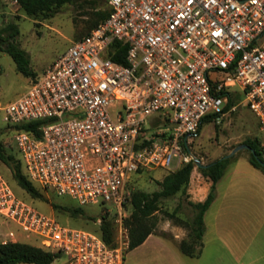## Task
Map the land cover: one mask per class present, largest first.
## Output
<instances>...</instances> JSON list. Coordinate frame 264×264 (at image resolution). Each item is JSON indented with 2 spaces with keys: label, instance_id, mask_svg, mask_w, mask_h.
<instances>
[{
  "label": "built area",
  "instance_id": "built-area-1",
  "mask_svg": "<svg viewBox=\"0 0 264 264\" xmlns=\"http://www.w3.org/2000/svg\"><path fill=\"white\" fill-rule=\"evenodd\" d=\"M108 18L8 104L25 176L79 206L100 205L114 237L62 226L15 196L0 174V216L63 264H125L132 174L174 172L204 120L248 108L264 138V0H107ZM125 45V65L113 61ZM230 100L235 103L224 111ZM44 121L38 135L21 127ZM97 227L101 219L96 220ZM16 243L12 232L0 244ZM57 259V260H58Z\"/></svg>",
  "mask_w": 264,
  "mask_h": 264
},
{
  "label": "rangeland",
  "instance_id": "rangeland-1",
  "mask_svg": "<svg viewBox=\"0 0 264 264\" xmlns=\"http://www.w3.org/2000/svg\"><path fill=\"white\" fill-rule=\"evenodd\" d=\"M105 0H73L60 8L49 19H32L26 16L11 0H0V32L9 25H15L18 35L14 45L25 53L29 69L36 79L44 70L56 62L71 45L88 31L89 18L96 11L106 9ZM0 47V103L8 104L17 99L31 85L27 78L16 69L13 58ZM0 125V141L5 152L21 161L12 134ZM246 140H256L264 159V138L258 129V121L248 108L238 107L220 120L219 123H204L200 133L189 145L193 157L208 165L229 154ZM249 151L241 150L229 158L224 177L217 184V199L206 212L204 223L203 252L198 258H190L179 250L180 242L189 243L191 222L195 210L189 202H198L197 196L187 192L160 202L155 213V234L141 246L127 252L125 264H264V175L248 164ZM22 172L25 174L21 162ZM194 169H197L194 167ZM198 170V169H197ZM169 172L161 169L131 175L129 195L133 191L153 193L159 190L157 182ZM0 174L16 197L29 203L39 213L53 216L62 226L93 232L96 220L101 219L105 208L100 205L79 206L67 196H57L53 191H43V200L31 199L12 179L10 170L0 162ZM206 183H210L205 179ZM36 186V185H35ZM39 188L38 186H36ZM60 208H80L83 215L73 219ZM126 217L129 210L123 207ZM167 214H174L169 218ZM12 232L15 242L40 248L34 235L23 231L15 223L0 216V242L4 235ZM64 258L52 264H63Z\"/></svg>",
  "mask_w": 264,
  "mask_h": 264
},
{
  "label": "trees",
  "instance_id": "trees-1",
  "mask_svg": "<svg viewBox=\"0 0 264 264\" xmlns=\"http://www.w3.org/2000/svg\"><path fill=\"white\" fill-rule=\"evenodd\" d=\"M15 2L19 9L28 17L32 19H49L58 13L60 8L66 4H70L73 0H11ZM106 2V9L94 12L93 16L89 18L87 26V33L83 36H87L93 29L99 24L104 22L111 13V9ZM4 31H7L6 36L0 32V47L2 51L10 55L16 63V69L25 77L32 79V82L36 81L34 74L29 69L28 61L25 53L14 45V39L18 35V29L15 25H9ZM82 37V38H83ZM80 38V39H82ZM79 39V40H80ZM119 44V45H118ZM118 46H122L123 49L112 58L117 64L125 65L124 55L127 50L125 45L117 43ZM235 101L230 100L224 111H228L234 105ZM214 116H209L203 122L210 123L215 122ZM44 121L32 122L23 125L21 128L38 135L37 127L44 124ZM200 125L198 135L203 127ZM245 145L250 149H253L258 158L264 162L262 152L258 141L246 140ZM0 162H2L11 172L12 179L15 181L18 187H20L31 199L43 200V195L40 192V188H37L32 184L25 174L22 172L21 163L19 159L9 155L5 152L4 146L0 141ZM229 160H220L208 164L209 167L205 169H198L202 176L208 178L211 182L209 193L206 199L200 203L189 202V205L195 210V216L191 222L190 237L187 242L182 241L179 244L180 252L190 258H198L202 251V236L204 233L203 216L210 207L215 197V185L223 177L225 170L228 166ZM248 163L255 169L264 174V167H262L253 155L249 152ZM195 165L193 161L187 164L181 165L174 172H169L163 179L157 182L159 190L153 193H146L143 191H133L126 199L124 208L129 210V215L124 218V226L128 235V250L141 246L150 235L155 234L156 220L154 215L159 211L160 202L165 199H169L179 194H186L188 185L190 182V176ZM143 173V172H138ZM129 185V184H128ZM57 211H66L73 219H77L80 215H83V211L80 208H60L53 206ZM169 218H173L174 214H167ZM99 231L102 240L111 245L114 237V226L111 217L102 215L101 224L96 229ZM59 258L58 254L46 252L38 247H34L23 243H8L0 244V264H52Z\"/></svg>",
  "mask_w": 264,
  "mask_h": 264
},
{
  "label": "crops",
  "instance_id": "crops-1",
  "mask_svg": "<svg viewBox=\"0 0 264 264\" xmlns=\"http://www.w3.org/2000/svg\"><path fill=\"white\" fill-rule=\"evenodd\" d=\"M248 162V161H247ZM249 164V163H248ZM250 165V164H249ZM251 166V165H250ZM198 169V168H197ZM197 169H193V171H192V173H191V176H190V182H189V185H188V190H187V192H190V193H192V194H194V197L196 198L198 195H200V197L198 198V202H194V203H200V202H203L205 199H206V197H207V195H208V193H209V190H210V186H211V182L208 184V183H206L205 182V179L206 180H209L208 178H205L204 176H202L201 175V173L197 170ZM225 172H226V170H225ZM144 173H146V172H144ZM261 173V172H260ZM262 175H264L263 173H261ZM224 175H225V173H224ZM224 175H223V177H224ZM222 177V178H223ZM221 178V179H222ZM220 179V180H221ZM219 180V181H220ZM210 181V180H209ZM219 181L217 182V184L219 183ZM217 184L215 185V197H214V200H213V202L211 203V205H210V207L208 208V210L212 207V205H213V203L216 201V199H217ZM196 190L197 191H200V193H202V195L201 194H196ZM208 210L206 211V212H208ZM206 212H205V214H206ZM205 214H204V216H203V223H204V217H205ZM205 233H206V226H205V223H204V233H203V236H202V251H201V254H202V252H203V248H204V245H203V237H204V235H205ZM151 237V235L146 239V241L149 239ZM145 241V242H146ZM144 242V243H145ZM143 243V244H144ZM200 254V255H201Z\"/></svg>",
  "mask_w": 264,
  "mask_h": 264
},
{
  "label": "water",
  "instance_id": "water-1",
  "mask_svg": "<svg viewBox=\"0 0 264 264\" xmlns=\"http://www.w3.org/2000/svg\"><path fill=\"white\" fill-rule=\"evenodd\" d=\"M241 150H247L249 151L253 157L257 160V162L262 166L264 167V162H262L258 156L255 154L254 150L253 149H250L247 145L245 144H240L238 145L237 147H235L229 154L223 156L222 158H220V160H227L231 157H233L234 155H236L239 151ZM190 155L192 156L191 152L189 151ZM192 160H193V163L195 165L196 168L198 169H205L207 167H209V165H204L201 163L200 159L196 158V157H193L192 156Z\"/></svg>",
  "mask_w": 264,
  "mask_h": 264
}]
</instances>
